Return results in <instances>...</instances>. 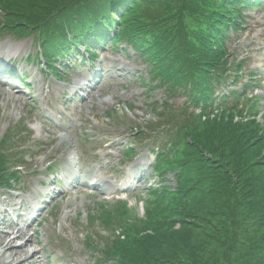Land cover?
Returning a JSON list of instances; mask_svg holds the SVG:
<instances>
[{
    "label": "trees",
    "instance_id": "16d2710c",
    "mask_svg": "<svg viewBox=\"0 0 264 264\" xmlns=\"http://www.w3.org/2000/svg\"><path fill=\"white\" fill-rule=\"evenodd\" d=\"M252 2L259 0H0V37L37 34L38 56L54 74L55 62L74 48L71 38L91 46L111 35L113 46L122 41L147 62V78L141 79L148 88L157 83L170 93L182 90L188 104L199 108L197 114L177 110L171 116L168 107H153L158 122L149 130L166 139L153 151L162 183L148 191L143 217L126 201L102 204L98 218L110 236L101 248L86 236L88 246L99 250L98 264H166L182 254L195 264L230 263L229 248L240 240L255 247L250 257L244 253L243 264H264V115L259 120V98L242 101L255 86L254 73L241 92L218 93L229 78L240 81L243 66L230 60L227 41L242 27V11ZM90 56L96 58V52ZM164 113L175 120L166 130L161 129ZM139 132L145 131L139 126L132 131ZM9 139V134L0 139V188L12 190L23 162L8 154ZM253 170L257 183L244 180ZM169 174L174 185L167 183ZM240 197L257 200L248 217L257 224V240L242 226L246 223L235 220ZM210 208L225 219L221 226L232 230L228 243L219 238L223 254L206 238L216 227L211 232L201 224H210L205 219Z\"/></svg>",
    "mask_w": 264,
    "mask_h": 264
},
{
    "label": "rangeland",
    "instance_id": "374dc122",
    "mask_svg": "<svg viewBox=\"0 0 264 264\" xmlns=\"http://www.w3.org/2000/svg\"><path fill=\"white\" fill-rule=\"evenodd\" d=\"M242 15V27L237 32L231 31L227 41L230 60L239 61L243 66L240 81L234 82L233 78H229L218 89V93L228 94L232 90L241 92L243 84L254 73L257 89L249 88L242 101L245 104L247 98H259V111L264 115V0L243 9ZM36 38L37 34L18 36L12 33L0 37V57L16 61L19 71L26 72L24 80L27 83H18L13 78H8L11 70L0 64L6 69L0 74V139L9 134L11 142L6 144L10 151L8 154L12 159L24 163L21 170L24 172L19 175L20 181L14 184V190L0 188V218L3 210L7 209L8 219L16 225L21 223L20 215H24L25 220L30 219L25 237L11 244L12 249L23 246L21 248L24 251L20 256L14 257L10 253L4 254L8 245H0V264H98L95 260L100 256L99 250L93 251L88 246L86 236H91L95 241L93 246L99 248L109 238L110 235L102 230L101 220L98 218L102 212V204L111 205L118 199L125 200L133 214L143 217L148 191L162 183L154 170L153 150L166 139L164 135L157 136L149 130L151 124L158 122L153 107H168L171 109V116L177 110L197 114L199 108L188 104L182 90L170 93L162 87H156L157 83L148 88L147 82L141 79L147 78V62L135 49L123 42H119L118 47L112 46L110 42L97 47V59L83 57L77 51L65 55L62 60L57 61V78L38 57L40 49ZM28 57L31 58L29 64ZM112 61L117 66L129 67L124 79L105 78L102 83L96 81L100 84L96 83L90 96L88 92L91 88L74 91L76 82H88L82 75H104V72H111ZM17 95H22L23 98L18 99ZM260 118L262 121L261 116ZM160 120L163 125L161 129L165 130L171 128L175 121L165 113ZM137 126L142 127L145 132L132 133ZM110 141L118 142L121 147H109ZM128 144L133 148L130 155L126 153ZM16 147H21L22 150H14ZM138 158H143L145 163V166L136 171L140 172L143 179L138 186L132 185L128 190L99 194L89 187L76 188L69 185L72 177H65L70 165L83 172L92 169L97 173L108 171L113 166L110 175L114 177L119 170L129 168ZM253 171H247L244 180L257 183L258 170ZM113 179L117 180L116 177ZM39 181L44 185H39ZM167 183L175 184L172 174L167 176ZM34 193H38L36 197ZM8 197L21 198L17 200L18 211L6 204ZM30 197L31 201L22 203V199ZM255 200L248 203L245 197H240V201L237 198V204H240L235 220L246 223L242 226L257 240V224L254 225L252 220L248 221L251 209L257 203ZM36 203L42 205V209L34 213V218L31 219V207L36 206ZM230 206L233 207V204L230 203ZM210 210L205 218L210 224L203 220L201 224L211 232L216 227L212 236L206 238L213 242L211 249L218 252L221 246L219 238L226 237V242L229 241L228 232L232 230L228 224L229 229L221 226V223H226L225 219L218 217L221 213L217 214L215 209ZM88 214L94 218L89 220ZM263 230L264 228L260 229ZM15 231L0 220V235H7L9 240L14 237ZM217 231L224 235L227 232V235L217 237ZM240 234L242 238L243 232L240 231ZM199 241L202 243V240ZM254 249L250 242L244 246L240 240L238 245L230 246V263L224 264H243L246 261L244 253L250 257L251 250ZM32 256L34 257L30 259ZM171 261L173 262L166 264H195L186 254Z\"/></svg>",
    "mask_w": 264,
    "mask_h": 264
},
{
    "label": "bare ground",
    "instance_id": "6f19581e",
    "mask_svg": "<svg viewBox=\"0 0 264 264\" xmlns=\"http://www.w3.org/2000/svg\"><path fill=\"white\" fill-rule=\"evenodd\" d=\"M128 66L122 65V66H117L115 65V61H112V67H111V72H104V75L101 74H92V76H89L88 74L82 75V78L84 80H87V83H80L76 82V86L74 87V91L78 92V90H88V88L91 90L88 92V96L92 94V91L96 88L97 84H100L104 81L105 78H112L115 80H122L125 78L126 72L129 71ZM5 71H3V67L0 66V74H3ZM91 77V78H88ZM95 81V82H94ZM100 83H97V82ZM94 82V83H93ZM97 83V84H96ZM87 85V86H86ZM18 99L23 98L22 95H17ZM109 147L114 148V149H119L121 146L118 142L110 141L109 142ZM145 166V163L143 162V158H138L129 168L127 169H121L117 172V174L114 176L117 178V180H114L111 175H110V169H113V166L109 167L108 171H101L100 173L94 172L92 169L87 170L86 172H83L81 170L76 169L72 165H70L67 169L66 176H71L72 180L69 182V185L76 186V188H83V187H89L97 191L99 194H112L115 192H119L121 190H128L130 186L136 185L141 182L143 179L142 176H140V172L138 171L137 174L136 171L139 167ZM91 179H93L91 181ZM136 180L137 182L133 181ZM39 185H42L43 182L39 181ZM38 193H34V197L37 196ZM20 200L21 198H16V197H8V200L6 201V204L14 208L15 211H18L17 200ZM32 198H25L22 199V203H26L28 201H31ZM41 208V205L37 208H33L32 212L33 214L31 215V219L34 218V213L39 211ZM30 210V208H29ZM7 215V209L3 210L2 212V217L0 220L3 221V224L8 226L11 229H15V235L11 239L8 240L7 235H0V245H8V248H6L4 254L10 253L14 257H18L22 254L24 251L23 246H17V248H11V244H14L17 240L23 239L27 233L26 229L29 226V220H25L24 215H20V220L21 223L19 225H16V223H12L11 219H8ZM11 220V221H10ZM34 242L33 240H30ZM34 256L30 257L32 259Z\"/></svg>",
    "mask_w": 264,
    "mask_h": 264
}]
</instances>
